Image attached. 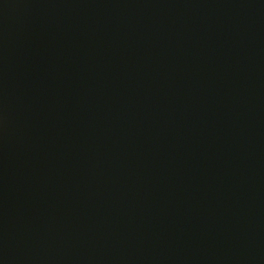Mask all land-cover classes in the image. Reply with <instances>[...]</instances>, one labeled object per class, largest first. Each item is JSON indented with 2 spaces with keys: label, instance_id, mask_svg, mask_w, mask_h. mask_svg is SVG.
<instances>
[{
  "label": "water",
  "instance_id": "95a60500",
  "mask_svg": "<svg viewBox=\"0 0 264 264\" xmlns=\"http://www.w3.org/2000/svg\"><path fill=\"white\" fill-rule=\"evenodd\" d=\"M0 264H264V0H0Z\"/></svg>",
  "mask_w": 264,
  "mask_h": 264
}]
</instances>
